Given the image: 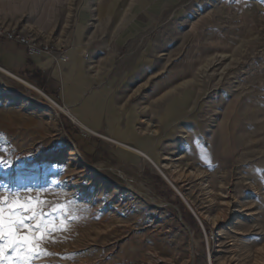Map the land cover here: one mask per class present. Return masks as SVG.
<instances>
[{"label": "rangeland", "instance_id": "rangeland-1", "mask_svg": "<svg viewBox=\"0 0 264 264\" xmlns=\"http://www.w3.org/2000/svg\"><path fill=\"white\" fill-rule=\"evenodd\" d=\"M84 1L105 47L70 111L96 134L0 72V195L71 212L33 264H264V0H174L155 17L165 0H140L117 29L99 0H0V26L67 55Z\"/></svg>", "mask_w": 264, "mask_h": 264}, {"label": "crops", "instance_id": "crops-1", "mask_svg": "<svg viewBox=\"0 0 264 264\" xmlns=\"http://www.w3.org/2000/svg\"><path fill=\"white\" fill-rule=\"evenodd\" d=\"M173 1L165 0L154 4L151 8L152 15L155 17L157 12L168 10L172 6ZM147 5L140 0H99L97 16L102 23H117L118 25V23L126 20L135 23L139 21ZM152 19L155 21V18ZM91 22L90 2L84 1L74 31L75 44L68 51L66 62L59 60L54 54L28 57L23 48L3 42L0 43V65L13 73L27 70L30 73L39 75L44 81V89L58 97L66 108L73 111V108L77 107L82 101L89 100L85 97L87 92L101 78L89 62V55L93 59V56L105 46L99 48L100 46L98 45V48H96V46L90 45V42L98 38L87 33V28H89ZM120 27L118 25L115 28ZM132 29H135V25H132ZM108 36L109 34L107 33L106 37H104L106 39L105 45H107ZM118 36L119 34L116 37ZM89 38L91 39L89 40ZM119 42L121 43V41ZM99 95L98 93L95 95L91 93L89 96H94L93 100H98ZM75 114L79 115L77 112Z\"/></svg>", "mask_w": 264, "mask_h": 264}, {"label": "snow or ice", "instance_id": "snow-or-ice-1", "mask_svg": "<svg viewBox=\"0 0 264 264\" xmlns=\"http://www.w3.org/2000/svg\"><path fill=\"white\" fill-rule=\"evenodd\" d=\"M54 209L46 214L41 202L28 195H0V264H33L56 255L47 246L60 242L59 236L68 231L71 212L65 214L58 205Z\"/></svg>", "mask_w": 264, "mask_h": 264}, {"label": "built area", "instance_id": "built-area-1", "mask_svg": "<svg viewBox=\"0 0 264 264\" xmlns=\"http://www.w3.org/2000/svg\"><path fill=\"white\" fill-rule=\"evenodd\" d=\"M0 41H5L17 47L23 48L28 57L49 55L54 52L53 47L49 43L40 41L39 39L25 34L15 28L0 26ZM57 58L61 61L67 60L66 55L63 54H61V56H57Z\"/></svg>", "mask_w": 264, "mask_h": 264}, {"label": "bare ground", "instance_id": "bare-ground-1", "mask_svg": "<svg viewBox=\"0 0 264 264\" xmlns=\"http://www.w3.org/2000/svg\"><path fill=\"white\" fill-rule=\"evenodd\" d=\"M66 60H63V62H65ZM0 72L8 75L9 77L13 78L14 80H17L18 82H20L21 84H23L24 86L36 91L38 94H40L42 97L46 98L47 100H49L56 108H58L60 111H62L64 114L68 115L70 118H72L77 124H79L83 129H85L88 132H93L82 120H80L79 118H77L68 108L60 106L57 102H55L52 98H50L49 96H47L45 93H43L41 90H39L38 88H36L34 85L28 83L27 81L23 80L22 78L17 77L16 75L12 74V72H10L7 69H4L2 67H0ZM96 134V133H95ZM101 137H103L104 139H108L111 142H115L117 144H120L130 150H133L134 152H136L137 154L141 155L142 157H144L145 159H147L148 161L152 162L153 161L149 158L148 155H146L145 153H143L142 151L138 150V149H134L131 148L127 145L121 144L119 141L113 140V139H109L103 135H100ZM154 164V163H153ZM156 166V165H155ZM157 167V166H156ZM163 176V175H162ZM166 177V176H165ZM167 179V178H166ZM168 182H171L170 179H167ZM177 193L183 197V195L178 191V189L176 190ZM184 198V197H183Z\"/></svg>", "mask_w": 264, "mask_h": 264}, {"label": "water", "instance_id": "water-1", "mask_svg": "<svg viewBox=\"0 0 264 264\" xmlns=\"http://www.w3.org/2000/svg\"><path fill=\"white\" fill-rule=\"evenodd\" d=\"M167 180V179H166ZM168 181V180H167ZM172 186H173V184H171ZM174 187V186H173ZM195 216V218H197V216L196 215H194Z\"/></svg>", "mask_w": 264, "mask_h": 264}, {"label": "trees", "instance_id": "trees-1", "mask_svg": "<svg viewBox=\"0 0 264 264\" xmlns=\"http://www.w3.org/2000/svg\"><path fill=\"white\" fill-rule=\"evenodd\" d=\"M36 76H37V74H36Z\"/></svg>", "mask_w": 264, "mask_h": 264}]
</instances>
